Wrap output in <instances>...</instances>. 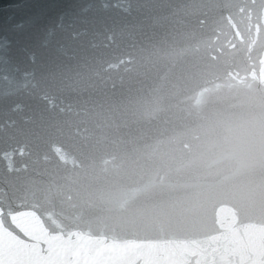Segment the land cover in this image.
<instances>
[{
	"label": "water",
	"instance_id": "water-1",
	"mask_svg": "<svg viewBox=\"0 0 264 264\" xmlns=\"http://www.w3.org/2000/svg\"><path fill=\"white\" fill-rule=\"evenodd\" d=\"M0 264H264V0H0Z\"/></svg>",
	"mask_w": 264,
	"mask_h": 264
}]
</instances>
